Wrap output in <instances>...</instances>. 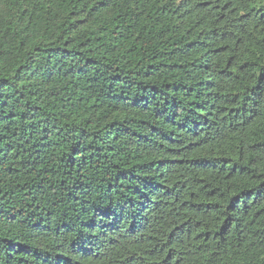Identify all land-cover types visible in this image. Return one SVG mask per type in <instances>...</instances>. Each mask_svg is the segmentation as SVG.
Instances as JSON below:
<instances>
[{
    "label": "trees",
    "instance_id": "1",
    "mask_svg": "<svg viewBox=\"0 0 264 264\" xmlns=\"http://www.w3.org/2000/svg\"><path fill=\"white\" fill-rule=\"evenodd\" d=\"M0 264H264V0H0Z\"/></svg>",
    "mask_w": 264,
    "mask_h": 264
}]
</instances>
